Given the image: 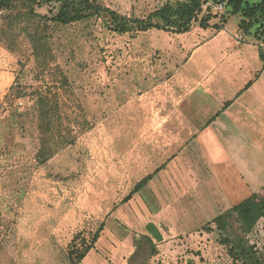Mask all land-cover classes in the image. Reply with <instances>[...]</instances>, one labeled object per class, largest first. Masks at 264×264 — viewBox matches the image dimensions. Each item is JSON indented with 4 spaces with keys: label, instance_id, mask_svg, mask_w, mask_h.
I'll use <instances>...</instances> for the list:
<instances>
[{
    "label": "rangeland",
    "instance_id": "rangeland-1",
    "mask_svg": "<svg viewBox=\"0 0 264 264\" xmlns=\"http://www.w3.org/2000/svg\"><path fill=\"white\" fill-rule=\"evenodd\" d=\"M90 1L99 16L64 26L36 16H53L56 4L15 3L0 12V264H73L101 224L134 235L133 264L154 257L155 264H194L205 241L182 244L194 231L220 246L219 264H248V246L264 262L262 219L247 234L234 214L220 231L212 209L189 233L173 232L191 220L194 188L222 179L197 138L203 124L193 93L217 75L216 65L231 61L234 71L233 56L221 52L255 45L264 53V21L238 29L232 6L209 2L198 16L216 15L206 30L194 22L184 34H119L111 13L146 20L186 0ZM215 36L218 48L202 49ZM150 223L163 240L147 232ZM175 240L183 247L177 253Z\"/></svg>",
    "mask_w": 264,
    "mask_h": 264
},
{
    "label": "crops",
    "instance_id": "crops-1",
    "mask_svg": "<svg viewBox=\"0 0 264 264\" xmlns=\"http://www.w3.org/2000/svg\"><path fill=\"white\" fill-rule=\"evenodd\" d=\"M220 37H213L202 49H207L209 45L211 50L214 49ZM247 46L248 49L242 50L233 47L238 54H234L235 51L221 52V58L231 60L233 56V64L236 63L234 71L231 61L216 65L217 75L212 79L207 75L201 81L200 91L193 93L195 103L201 110L203 124L197 138L209 153V161L216 169L217 177L221 176L222 179L209 184V187L206 184L204 188L205 184L201 182L202 188H194L196 204L190 214L191 220L183 225L176 224L173 229L175 233H189L203 218H209L210 210L218 212V215H212L214 219L264 191V63L260 49L255 45ZM231 88L234 98L226 100V90ZM185 119L189 120V117L185 116ZM223 202L228 206L225 207ZM194 232L182 242L184 247L189 248L197 247L198 241H205L200 248L201 256L194 264H219L220 246L214 242L209 244L208 234ZM159 233L163 240L162 232ZM133 237L132 233L121 235L112 227H106L100 232L94 248L77 264H128L135 252ZM170 245L175 249L173 253L183 249L177 240ZM160 247L164 249L166 245ZM158 259L154 257L150 264H155Z\"/></svg>",
    "mask_w": 264,
    "mask_h": 264
},
{
    "label": "trees",
    "instance_id": "trees-1",
    "mask_svg": "<svg viewBox=\"0 0 264 264\" xmlns=\"http://www.w3.org/2000/svg\"><path fill=\"white\" fill-rule=\"evenodd\" d=\"M212 2L214 4H225V8L232 6L233 13L229 16L240 14V22L238 24V29L248 30L253 23H259L264 21V0L260 2L249 5L246 0H186L185 2L179 3L176 6L166 5L146 20L140 19H131L122 16L110 14L111 28L112 31H115L119 34H125L129 32H143L150 29L163 30V31H173L174 33L184 34L190 31L191 25L194 22H198L200 28L206 30L209 28V22L211 19L216 18V15L212 16L210 12L206 16L202 17L198 21V16L202 13L203 6L207 3ZM244 2V7L242 4ZM23 3L30 6H43L56 4L58 9L56 13L51 16H38L41 19L50 21L55 25H69L76 22H82L89 20L95 16H99L101 9L95 5L90 0H0V12L15 4ZM152 18L159 20L160 23H153ZM223 21L226 19L222 16ZM215 27H217L215 25ZM222 27L218 26L216 29L221 30ZM223 29V28H222ZM32 42L37 43L35 38L32 37ZM261 60L264 63V53L260 51ZM249 85V84H248ZM45 159V156H44ZM152 175L144 178L137 188L145 186L148 181H150ZM236 215L240 227L243 232L247 234L253 230L257 222L262 219L264 220V197L258 201L252 199L245 200L229 210L225 211L221 215L215 217L211 223L216 225V228L220 231L225 230L227 225V219L232 218L233 215ZM208 231H211V228L207 227ZM103 230V224H101L98 233L93 238L92 244L78 256L77 260L73 264L79 263L85 255L94 248L96 241L99 238V233ZM146 241L152 242L149 238H144ZM139 242L135 243V252L128 260V264H133L135 259L139 257ZM250 249L249 254H247L248 264H264L262 260L258 257L255 248L253 246H248ZM153 250V249H152ZM230 256L233 262H238L240 259L239 254L235 250H230Z\"/></svg>",
    "mask_w": 264,
    "mask_h": 264
},
{
    "label": "water",
    "instance_id": "water-1",
    "mask_svg": "<svg viewBox=\"0 0 264 264\" xmlns=\"http://www.w3.org/2000/svg\"><path fill=\"white\" fill-rule=\"evenodd\" d=\"M146 230L147 232L153 236L156 240L161 241L162 240V236L159 233L158 229L154 226V224L150 223L146 226Z\"/></svg>",
    "mask_w": 264,
    "mask_h": 264
},
{
    "label": "built area",
    "instance_id": "built-area-1",
    "mask_svg": "<svg viewBox=\"0 0 264 264\" xmlns=\"http://www.w3.org/2000/svg\"><path fill=\"white\" fill-rule=\"evenodd\" d=\"M219 8H220V10H221V9L223 8V5H220V7H219ZM19 105H20V103H19Z\"/></svg>",
    "mask_w": 264,
    "mask_h": 264
}]
</instances>
